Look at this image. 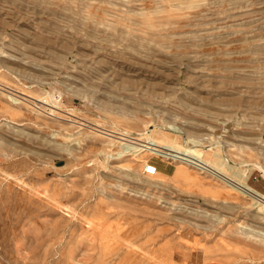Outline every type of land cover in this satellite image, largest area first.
Masks as SVG:
<instances>
[{
	"label": "rangeland",
	"instance_id": "obj_1",
	"mask_svg": "<svg viewBox=\"0 0 264 264\" xmlns=\"http://www.w3.org/2000/svg\"><path fill=\"white\" fill-rule=\"evenodd\" d=\"M0 91V264H264V0H0Z\"/></svg>",
	"mask_w": 264,
	"mask_h": 264
},
{
	"label": "bare ground",
	"instance_id": "obj_2",
	"mask_svg": "<svg viewBox=\"0 0 264 264\" xmlns=\"http://www.w3.org/2000/svg\"><path fill=\"white\" fill-rule=\"evenodd\" d=\"M99 126H101V125H99ZM98 132L102 133L105 137H107V139H109V141L118 140L117 139L118 135H116V133H120V134L126 133V132L118 131L116 129L115 130H107L105 128L98 129ZM148 136H149L148 140L145 139L146 143H144V144H140V143L134 144V143H131V142H124L123 145H120V150L116 153V155L124 156V155H126L125 154L126 152L131 153V152H134V151H139L140 149L141 150L147 149V150H151L153 152L162 154V155H164L166 157L175 158V159H178L180 161L189 163V164H191L193 166L195 165L196 167H199V168H202V169H205V170H209L211 168V166H212L211 164H214V165H216V166H218L220 168H223V167L227 166V164L224 162V159L222 160V158L218 154V152H214L213 153L214 159L211 160V162H209L208 160L203 159L200 156V148H198V147H195V148L194 147H192V148H184V149L180 150L177 147H175L174 144H172V143H169V142L168 143H162L161 140L152 138L150 134ZM141 139H142V137H141ZM135 141L137 142V140H135ZM109 156L112 157V153L109 154ZM227 168L231 169L232 167L227 166ZM210 173L217 175V173H219V172L214 170V169H211ZM154 175H160V171H157ZM175 175L177 177H181V178L185 179L186 181L202 183V180L200 178H198L197 176L191 174L187 170V168H185V167L184 168L183 167H178L175 170ZM227 185H228V183H227ZM230 185L234 189L239 190L240 192H243V193H248L249 192L250 194L255 193V195L257 194L250 187H247V185L243 181H239L235 185L234 184H230ZM258 195L261 197V194L258 193ZM253 197H254V195H253Z\"/></svg>",
	"mask_w": 264,
	"mask_h": 264
},
{
	"label": "built area",
	"instance_id": "obj_3",
	"mask_svg": "<svg viewBox=\"0 0 264 264\" xmlns=\"http://www.w3.org/2000/svg\"><path fill=\"white\" fill-rule=\"evenodd\" d=\"M157 171H158V168H157L156 164H153V163L148 162V161L144 163L142 172L145 175L151 176V175H154Z\"/></svg>",
	"mask_w": 264,
	"mask_h": 264
}]
</instances>
